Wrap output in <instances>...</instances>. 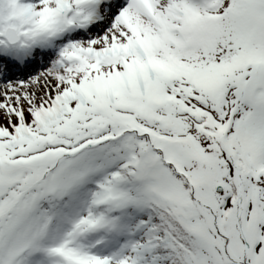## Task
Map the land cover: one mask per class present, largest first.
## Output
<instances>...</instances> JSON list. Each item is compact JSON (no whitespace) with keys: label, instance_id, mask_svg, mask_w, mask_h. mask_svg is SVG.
<instances>
[{"label":"snow or ice","instance_id":"1","mask_svg":"<svg viewBox=\"0 0 264 264\" xmlns=\"http://www.w3.org/2000/svg\"><path fill=\"white\" fill-rule=\"evenodd\" d=\"M0 264H264V0H0Z\"/></svg>","mask_w":264,"mask_h":264}]
</instances>
